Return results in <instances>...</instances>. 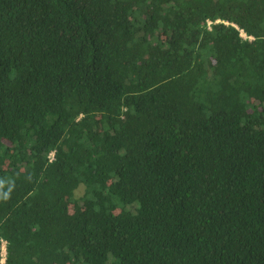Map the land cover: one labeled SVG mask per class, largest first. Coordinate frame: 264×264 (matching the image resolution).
<instances>
[{"label":"trees","instance_id":"16d2710c","mask_svg":"<svg viewBox=\"0 0 264 264\" xmlns=\"http://www.w3.org/2000/svg\"><path fill=\"white\" fill-rule=\"evenodd\" d=\"M0 264H264V0H0Z\"/></svg>","mask_w":264,"mask_h":264},{"label":"built area","instance_id":"2783aa9c","mask_svg":"<svg viewBox=\"0 0 264 264\" xmlns=\"http://www.w3.org/2000/svg\"><path fill=\"white\" fill-rule=\"evenodd\" d=\"M218 21H220V20H217L216 22H218ZM211 21L209 20L208 22H207V24H208V26H210L211 25ZM239 31H240V35L243 37V38H247V39H251L252 37L251 36H248V35H246L245 33H244V31L243 30H241V29H239ZM52 157V156H51ZM4 255V247H2V256ZM3 261V260H2ZM1 261V262H2Z\"/></svg>","mask_w":264,"mask_h":264},{"label":"rangeland","instance_id":"374dc122","mask_svg":"<svg viewBox=\"0 0 264 264\" xmlns=\"http://www.w3.org/2000/svg\"><path fill=\"white\" fill-rule=\"evenodd\" d=\"M76 196H82V194L84 193V186L80 185L77 190H76Z\"/></svg>","mask_w":264,"mask_h":264},{"label":"bare ground","instance_id":"6f19581e","mask_svg":"<svg viewBox=\"0 0 264 264\" xmlns=\"http://www.w3.org/2000/svg\"><path fill=\"white\" fill-rule=\"evenodd\" d=\"M3 247H4V255H3V258H2V263H4V260H5V256H6V250H5V244H3Z\"/></svg>","mask_w":264,"mask_h":264},{"label":"clouds","instance_id":"9594fccd","mask_svg":"<svg viewBox=\"0 0 264 264\" xmlns=\"http://www.w3.org/2000/svg\"><path fill=\"white\" fill-rule=\"evenodd\" d=\"M242 30V29H241ZM240 33V31H239ZM245 33V32H244ZM246 34V33H245ZM247 35V34H246ZM252 39V38H251ZM50 156H53V153L50 154ZM2 248V247H1ZM1 259H2V251H1Z\"/></svg>","mask_w":264,"mask_h":264}]
</instances>
